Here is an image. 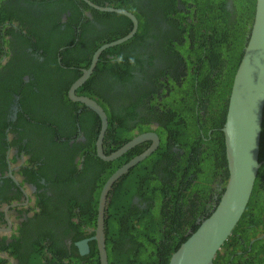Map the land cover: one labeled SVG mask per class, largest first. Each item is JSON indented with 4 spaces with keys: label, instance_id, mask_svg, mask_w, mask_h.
Masks as SVG:
<instances>
[{
    "label": "trees",
    "instance_id": "obj_1",
    "mask_svg": "<svg viewBox=\"0 0 264 264\" xmlns=\"http://www.w3.org/2000/svg\"><path fill=\"white\" fill-rule=\"evenodd\" d=\"M91 1L99 6L125 8L135 15L138 26L131 38L101 52L93 72L77 91L90 95L103 107L108 121L105 137L109 135L125 141L134 129L153 130L159 136L158 147L114 185L105 211L108 264H122L117 255L128 264H167L170 255L190 234L189 230L197 228V218L204 213L207 201L217 190V183L224 188L227 180L221 127L225 121L233 75L250 31L255 0H231V10L227 9V0H150V5L157 8L152 15L159 21L160 18L166 20L174 30L169 32L164 29V41L158 32L153 37L159 40L158 44L147 42L152 36L148 35L149 12L145 2H142L145 0ZM178 1L182 6H178ZM90 9L94 14H104V35L97 36L95 29H89L93 36L80 37L72 51L69 45H65L61 52L57 49L66 70L76 72L68 85L79 77L78 67L89 66L98 47L123 37L132 27L131 20L125 15ZM12 13L8 5L0 2V21L11 22ZM21 22L29 35L31 32L25 19ZM85 42L86 49L81 50L78 44ZM234 47L236 55L232 57L230 53ZM47 53H50L49 47ZM181 64L185 68L180 71ZM2 70L5 68L2 67ZM96 84L103 92L96 90ZM66 100L70 103L68 98ZM95 118L99 121L96 115ZM127 118L137 121L129 126ZM84 119L75 117L73 122L77 120L86 135V130L90 129L92 149L96 125H85ZM151 120L158 123L156 129H150ZM115 123L119 127L115 128ZM76 130L77 126L73 132L76 133ZM48 140L58 142L53 137ZM61 144V152L66 154L73 152L74 155L79 148L77 143L70 147L68 140L61 141ZM174 144H177V149L172 151L170 147ZM260 146L259 157L264 159V112ZM80 148L84 149L83 144ZM142 149V146L135 147L134 152ZM43 155L48 160L43 167L50 169L47 165L51 160L47 153ZM121 159L113 163L116 165ZM262 170L264 164L258 174ZM258 180L257 175L255 186ZM133 195L139 196L141 201L151 199L152 202H144L145 206L133 204ZM260 195L256 187L232 234L218 251L214 264H227L230 247L238 245L237 248H242L249 243V237L243 242L236 238L235 234L242 229L251 230L253 237L258 234L262 228L264 205L256 211L258 204L255 201ZM155 201L157 203L152 204ZM93 202L95 209L96 199ZM72 203L70 209L80 210L85 225L95 227L96 214L91 215L81 199L72 198ZM149 211H155L156 215L151 216ZM250 211L255 213L254 217L249 214ZM69 223L72 225L75 222ZM251 248L247 256L236 254L229 264H260L262 259L258 256L260 250L264 251L262 239L255 240ZM89 255L99 264L95 240L90 242ZM83 264L91 263L84 259Z\"/></svg>",
    "mask_w": 264,
    "mask_h": 264
},
{
    "label": "flooded vegetation",
    "instance_id": "obj_2",
    "mask_svg": "<svg viewBox=\"0 0 264 264\" xmlns=\"http://www.w3.org/2000/svg\"><path fill=\"white\" fill-rule=\"evenodd\" d=\"M0 2L8 5L13 12L11 22L0 21V264L35 262L83 264L84 259L96 264V259L89 255L90 242L95 239L87 241L89 247L87 253H81L82 250L75 244L92 237L95 234L93 230L95 227L85 225L78 208L70 209L73 204L72 198L81 199L86 204L85 209L91 215L96 214L97 220L99 196L105 182L118 168L145 150L151 141H143L114 159L107 160L104 157L111 155L119 148L117 146L120 144L122 146L132 137L152 130L134 129L133 134L127 135L130 137L122 141L109 135L105 137L106 129L99 154L96 147L101 127L99 116L83 103L72 105L77 101L71 100L69 88L72 83L70 85L68 83L76 72L66 70L67 67L61 61L58 52L63 51L65 45H69L72 51L80 37L93 36L89 29H95L97 36L104 35L102 24L104 14H94L90 8H95L83 0H0ZM142 2H145L149 12L148 35L152 38H148L147 42L158 44L159 40L153 39L158 32L164 41V29L169 32L174 30L169 27L166 20L160 18L159 21L152 15V11L154 13L157 8L150 5V0ZM226 5L227 9L231 10V0H227ZM178 6H182L180 1ZM22 19H25L28 31L31 32L29 35L26 27L22 26ZM86 45L87 42L78 44V47L84 50ZM47 47L50 49L49 54ZM55 63L58 65L57 69ZM2 67L5 70H2ZM87 67H78L80 75ZM184 68V64H181L180 71ZM193 71L196 72L195 69ZM96 90L103 92L98 84ZM75 94L92 98L79 91ZM94 115L99 121L94 119ZM86 116L93 119L85 118ZM75 117H81V120L85 118L83 121L85 125L89 124L91 127L96 125L94 148H90V129L86 130L88 133L86 135L79 122L77 120L73 122ZM126 121L130 126L137 120L127 118ZM76 126L77 130L74 133ZM157 126L158 123L151 120L150 129H156ZM114 127H119V124L115 123ZM52 137L58 142L48 140ZM64 140H68L70 147L75 143L79 145L74 155L73 152L68 154L61 152V141ZM82 144L84 149L80 148ZM141 146L143 149L140 152H134L135 147ZM170 149L176 150L177 144ZM43 153H47L51 160L47 165L50 169L43 167L47 160ZM71 154L74 157L68 158ZM120 157L122 159L115 165L113 161ZM88 165L90 166L87 170ZM258 176L259 180L253 187V190L257 187V191L261 192L255 201L258 204L256 211L264 205V171L262 170ZM119 179L107 192L106 207L113 195L114 185L118 184ZM220 189L223 188L217 183V190L213 192L212 199L207 201L201 217L215 206ZM94 199L97 202L95 209ZM132 202L145 206L144 202L152 201L151 199L141 201L139 196L133 195ZM156 203L157 201L152 204ZM249 214L255 216L253 211ZM201 217L199 216L197 221ZM70 221L75 223L71 225ZM260 226L262 228L254 237L251 235L252 231L247 228L235 234L241 242L247 237L250 240L247 245L241 246L242 248H237L236 245L235 248L228 249L227 264L236 254L243 253L247 256L255 240L262 239L264 244V206ZM80 236L83 237L77 239ZM258 257L262 259L260 264H264V251L260 250Z\"/></svg>",
    "mask_w": 264,
    "mask_h": 264
},
{
    "label": "water",
    "instance_id": "obj_3",
    "mask_svg": "<svg viewBox=\"0 0 264 264\" xmlns=\"http://www.w3.org/2000/svg\"><path fill=\"white\" fill-rule=\"evenodd\" d=\"M100 11L116 12L132 22L130 31L121 38L102 44L93 53L90 64L71 84V100L83 103L100 118L101 127L96 141L97 152L101 154V141L107 128V116L94 99L77 96L75 92L93 72L99 55L108 47L121 44L131 38L137 30L135 15L121 7L99 6L84 0ZM225 115L221 128L224 138L225 158L228 177L223 191L209 214L199 219L194 231L180 243L170 255L167 264H214V259L223 243L231 235L250 199L259 168L264 164L260 159V143L264 112V0H255L252 23L242 55L233 75ZM150 140L151 144L131 161L118 168L105 182L98 201L95 234L75 244L81 253L88 252L90 239L96 240L100 264H108L105 246V207L107 192L111 185L123 176L131 166L149 156L159 145V137L148 131L134 136L105 159H114L135 145Z\"/></svg>",
    "mask_w": 264,
    "mask_h": 264
},
{
    "label": "rangeland",
    "instance_id": "obj_4",
    "mask_svg": "<svg viewBox=\"0 0 264 264\" xmlns=\"http://www.w3.org/2000/svg\"><path fill=\"white\" fill-rule=\"evenodd\" d=\"M230 55H231L232 57H234V55H236V47L233 48V50L231 51ZM149 214H150L151 216L156 215L155 211H149ZM117 258L120 260V262H121L122 264H128V262H127L125 259H123L120 255H117Z\"/></svg>",
    "mask_w": 264,
    "mask_h": 264
},
{
    "label": "clouds",
    "instance_id": "obj_5",
    "mask_svg": "<svg viewBox=\"0 0 264 264\" xmlns=\"http://www.w3.org/2000/svg\"><path fill=\"white\" fill-rule=\"evenodd\" d=\"M84 1V0H83ZM91 1V0H90ZM92 2V1H91ZM93 99V98H92ZM95 100V99H94ZM96 101V100H95ZM97 102V101H96ZM103 108V107H102ZM108 126V125H107ZM107 129V128H106ZM152 132H154L153 130H152ZM156 133V132H155ZM201 134H202V131H201ZM159 137V136H158ZM133 138V137H132ZM126 143V142H125ZM223 191V190H222ZM222 193V192H221ZM221 193H220V195H221ZM219 195V196H220Z\"/></svg>",
    "mask_w": 264,
    "mask_h": 264
}]
</instances>
